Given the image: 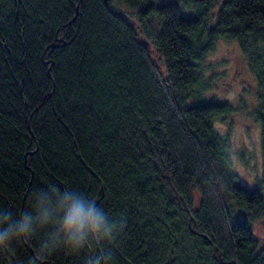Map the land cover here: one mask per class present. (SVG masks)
Wrapping results in <instances>:
<instances>
[{
	"label": "trees",
	"instance_id": "16d2710c",
	"mask_svg": "<svg viewBox=\"0 0 264 264\" xmlns=\"http://www.w3.org/2000/svg\"><path fill=\"white\" fill-rule=\"evenodd\" d=\"M111 1L0 0V210L20 213L35 190L72 187L125 222L105 245L109 264H264L252 225L264 195L239 183L230 138L214 125L234 107L206 100L199 72L219 38L239 40L264 136V0H123L144 40ZM44 238L14 241L0 264H31ZM99 251L57 249L42 264H84Z\"/></svg>",
	"mask_w": 264,
	"mask_h": 264
},
{
	"label": "rangeland",
	"instance_id": "374dc122",
	"mask_svg": "<svg viewBox=\"0 0 264 264\" xmlns=\"http://www.w3.org/2000/svg\"><path fill=\"white\" fill-rule=\"evenodd\" d=\"M111 7L125 14L137 29L140 39L144 32L136 19V8L126 1L112 0ZM216 12L213 13V16ZM260 50L264 54V42L260 41ZM158 77L166 85L167 74L163 57L151 45ZM200 81L204 84L202 91L206 100L216 99L230 103L234 112L228 116L215 119L216 130L230 138L229 154L233 171L239 176V183L254 190L261 188L264 195V136L256 114L259 108L258 83L251 70L250 61L243 51L239 40L228 37L219 38L213 50L199 62ZM202 87V86H201ZM164 183L178 206L188 211L183 197L177 193L170 176L167 161L156 154ZM194 210L199 209L200 196L197 190L191 193ZM232 209L238 218H247L245 211L234 203ZM254 234L264 251V217L253 222Z\"/></svg>",
	"mask_w": 264,
	"mask_h": 264
},
{
	"label": "clouds",
	"instance_id": "9594fccd",
	"mask_svg": "<svg viewBox=\"0 0 264 264\" xmlns=\"http://www.w3.org/2000/svg\"><path fill=\"white\" fill-rule=\"evenodd\" d=\"M30 200L20 213L0 210V250L8 252L14 241H27L44 232L31 264H42L57 249L79 252L90 244L100 251L90 254L84 264H109L112 255L105 245L116 239L125 222L113 219L94 198L72 187L40 188Z\"/></svg>",
	"mask_w": 264,
	"mask_h": 264
}]
</instances>
